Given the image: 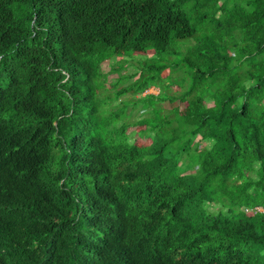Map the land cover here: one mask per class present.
Returning a JSON list of instances; mask_svg holds the SVG:
<instances>
[{
	"label": "trees",
	"instance_id": "1",
	"mask_svg": "<svg viewBox=\"0 0 264 264\" xmlns=\"http://www.w3.org/2000/svg\"><path fill=\"white\" fill-rule=\"evenodd\" d=\"M248 1L196 39L179 0H0V264H264V0ZM112 60L137 71L109 84Z\"/></svg>",
	"mask_w": 264,
	"mask_h": 264
},
{
	"label": "rangeland",
	"instance_id": "2",
	"mask_svg": "<svg viewBox=\"0 0 264 264\" xmlns=\"http://www.w3.org/2000/svg\"><path fill=\"white\" fill-rule=\"evenodd\" d=\"M180 3H182L183 5V9H185V11L188 13V15L191 18V22L192 25L197 29V36L196 39H202V38H216L217 37V32H218V24L222 23H228V17H226L225 20L223 21H219V16L217 15L214 19V12H216L217 8L223 4V2L225 0H220L218 5H216L217 0H179ZM209 1V2H206ZM229 4H228V11H231L233 9H237L240 7H244L245 10L250 11L253 7L251 5H249V1L248 0H228ZM220 14V13H219ZM195 40L191 39V40H184L181 42H178V45L180 47V49L184 52L187 53L188 49L193 47L195 44ZM116 63V60H112L111 62H106L103 66V70L104 72L108 75V83L109 84H116L120 78V76L124 75V76H129L130 74H133L137 71V67L134 65H130L128 66L126 69H124L123 71H121L122 73L119 72H112V64L114 65ZM166 73L168 74V72L166 71ZM175 78L179 76L178 73H175V75H173ZM134 81L133 79L130 81H123L121 83H118L117 88H109L110 90H113L114 92H117L118 90L125 88L129 85L130 82ZM107 89V90H109ZM109 90V91H110ZM177 90L179 91V88H177V86L172 87V92H177ZM159 89L156 88H151L149 89L144 95L147 94H154V95H158L159 94ZM139 97L134 96L132 93H128L124 96L121 97V99L119 101H114L113 106H117L118 104H120L122 101H132L133 99H136ZM185 103H181V102H175L173 104L166 102L164 104V107H166V109H172L174 107H180L181 109L185 108ZM130 112V110L128 111ZM141 112V111H140ZM145 112V111H144ZM142 114V113H140ZM146 114V113H144ZM137 120V116H134L132 118V122ZM139 128H136L134 126H132L128 132L130 133H134L133 134V138H136L138 136L137 131ZM208 145V144H207ZM250 212L251 211H247Z\"/></svg>",
	"mask_w": 264,
	"mask_h": 264
},
{
	"label": "built area",
	"instance_id": "3",
	"mask_svg": "<svg viewBox=\"0 0 264 264\" xmlns=\"http://www.w3.org/2000/svg\"><path fill=\"white\" fill-rule=\"evenodd\" d=\"M256 210H257V211L264 212V209H263V208H257Z\"/></svg>",
	"mask_w": 264,
	"mask_h": 264
}]
</instances>
